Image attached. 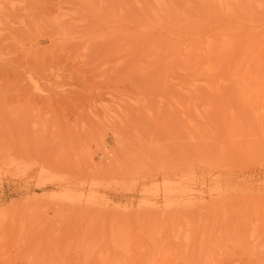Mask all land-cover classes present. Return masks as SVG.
Wrapping results in <instances>:
<instances>
[{
    "label": "rangeland",
    "instance_id": "obj_1",
    "mask_svg": "<svg viewBox=\"0 0 264 264\" xmlns=\"http://www.w3.org/2000/svg\"><path fill=\"white\" fill-rule=\"evenodd\" d=\"M0 264H264V0H0Z\"/></svg>",
    "mask_w": 264,
    "mask_h": 264
},
{
    "label": "bare ground",
    "instance_id": "obj_2",
    "mask_svg": "<svg viewBox=\"0 0 264 264\" xmlns=\"http://www.w3.org/2000/svg\"><path fill=\"white\" fill-rule=\"evenodd\" d=\"M231 193H228V195H230ZM235 198H237V196L239 197V195H237V194H234L233 195ZM231 197V196H230ZM184 209V208H183ZM185 210V209H184ZM182 211V210H181Z\"/></svg>",
    "mask_w": 264,
    "mask_h": 264
}]
</instances>
